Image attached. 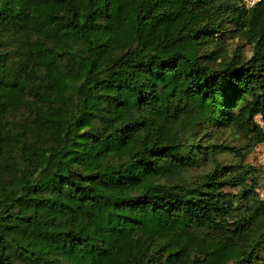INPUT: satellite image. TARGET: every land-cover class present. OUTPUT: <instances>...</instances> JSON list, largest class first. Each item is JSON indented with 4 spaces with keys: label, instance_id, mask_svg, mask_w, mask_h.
Wrapping results in <instances>:
<instances>
[{
    "label": "trees",
    "instance_id": "1",
    "mask_svg": "<svg viewBox=\"0 0 264 264\" xmlns=\"http://www.w3.org/2000/svg\"><path fill=\"white\" fill-rule=\"evenodd\" d=\"M264 0H0V264H264Z\"/></svg>",
    "mask_w": 264,
    "mask_h": 264
},
{
    "label": "rangeland",
    "instance_id": "2",
    "mask_svg": "<svg viewBox=\"0 0 264 264\" xmlns=\"http://www.w3.org/2000/svg\"><path fill=\"white\" fill-rule=\"evenodd\" d=\"M257 120L264 126V120L261 116H258ZM248 162L252 163L259 169L261 185L258 191L264 198V143L256 146L255 150L248 157Z\"/></svg>",
    "mask_w": 264,
    "mask_h": 264
},
{
    "label": "built area",
    "instance_id": "3",
    "mask_svg": "<svg viewBox=\"0 0 264 264\" xmlns=\"http://www.w3.org/2000/svg\"><path fill=\"white\" fill-rule=\"evenodd\" d=\"M249 5L255 4L258 0H246Z\"/></svg>",
    "mask_w": 264,
    "mask_h": 264
}]
</instances>
